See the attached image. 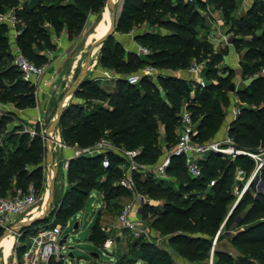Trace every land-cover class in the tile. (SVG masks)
<instances>
[{"label": "trees", "instance_id": "1", "mask_svg": "<svg viewBox=\"0 0 264 264\" xmlns=\"http://www.w3.org/2000/svg\"><path fill=\"white\" fill-rule=\"evenodd\" d=\"M206 3L214 4L221 10L224 23L233 36L232 44L242 54L240 67L243 75L251 78L246 87L237 91L241 104L240 114L232 121L228 136L239 149L247 146L264 147V76L259 74L264 68V0H253L251 6L242 13H236V0H196L195 3L184 0H123L116 22L117 31H128L131 25L139 22L153 25L157 30L134 36L141 45L149 49L145 57L126 51L111 36L98 54V63L102 67L134 73L140 64H150L154 69L183 70L192 61L204 62L202 73L207 83L201 87L195 85L191 78L159 72L156 75L158 81L153 82L148 78L150 80L146 82L143 92L137 88L126 92L116 89L112 92L85 79L75 97L83 99L85 103H90L93 99L99 102L92 109L81 112L76 119H70V116L74 110H83L82 106L73 102L69 104L58 125L62 141L70 145L76 142L80 146H90L107 131V136L115 146L136 149L140 139L144 138V149L136 160L154 164L161 152L153 143L157 127L162 125L168 137L176 133L182 106L186 104L196 122L197 133L194 139L207 142L205 137L209 128L223 116L221 103L229 101L228 93L232 92L229 91V85L234 70L227 66L218 68L224 61L227 49H215L207 37L199 34V30L205 27L201 13L206 8ZM104 4L105 0H29L22 4H19V0H0V11L14 7L20 29L15 43L26 57L37 65H42L47 61L45 51L55 49L51 40L53 33L58 34L65 28L71 39L72 35L81 31L87 15L100 13ZM13 52L10 29L7 24H0V99L7 98L17 105L25 102L28 106H33L34 87L22 78L12 62L5 61L13 56ZM132 56H136V59ZM118 82L132 86L137 85L140 80L136 84L128 83L126 78ZM101 101H108L110 105L104 106L100 104ZM17 130L15 126L8 138H17L11 150L0 145L1 195L13 193L15 187L25 189L30 181L42 191L45 178L42 164L45 159L44 140L40 135L30 138L27 133ZM108 156L110 162L106 168L101 165V155L78 156L69 160L67 175L77 181L60 198L53 216L54 223H66L71 215L80 210L84 197L92 191L101 192L104 206L112 208L119 206L116 197L122 193H130L118 185V182L116 185L110 182L119 171L118 162L114 160L121 161L123 156L116 151L108 152ZM219 157L220 153H210L200 162L202 175L192 178L187 174L178 182L177 188L163 185L164 180L149 181L142 178L139 171H134L136 188L143 193L149 182L148 190L165 197V207L158 214L157 221L166 222L168 214L174 210L177 218L172 219L170 224L182 225L187 221L183 224L185 228L203 230L211 235L215 234L223 219L225 225H228L235 211L247 207L234 224L236 228H242L231 236V242L256 254L255 259L244 256L234 259L229 254L216 250V264H264V166L259 171L262 188H257L252 180L239 200L237 197L238 202L228 216V205L234 199L230 189L233 169L241 170L244 179H248L255 161L246 154H237L228 162ZM212 161L216 165L213 170L208 166ZM185 169L184 158L173 157L167 173L177 178ZM99 171L106 172V180L97 181L95 177ZM212 179L214 184L209 186L208 181ZM207 187L210 191L202 195ZM149 213H156L155 207L151 204L144 205L143 217L146 218ZM50 219L52 218L46 216L43 221L23 230L19 241L24 242L31 229L36 230L46 225ZM104 229L97 218L89 235V240L97 247L105 239ZM221 236L220 231L217 240ZM179 239L191 242V245L194 244L200 250L201 243L209 244L207 238L188 235H175L172 238L176 242ZM24 247V244L16 245L17 256ZM209 249V246L205 248L206 251ZM156 257L157 253L152 254L145 263L156 264ZM50 264H63V261L51 258Z\"/></svg>", "mask_w": 264, "mask_h": 264}, {"label": "rangeland", "instance_id": "2", "mask_svg": "<svg viewBox=\"0 0 264 264\" xmlns=\"http://www.w3.org/2000/svg\"><path fill=\"white\" fill-rule=\"evenodd\" d=\"M116 6H117V12L119 13L122 8V2L123 0H116ZM195 3V1H193ZM211 4V3H209ZM211 9L209 12H203L201 13L203 16L202 22H204V28L199 30L200 36L207 37L210 25L213 24L212 22V16L215 15V11L213 9L215 8L214 4H211ZM105 4L102 9V11L98 14L89 13L87 15L85 24L83 25L81 31L76 34L72 35L71 43H69L64 49H61L59 51L56 50V46L54 50H51L50 53L55 52L56 54H49L45 51L47 55V61L43 63L42 65H47L46 72L44 75V78L48 81V85L43 90L44 92H33L34 96V105L37 103V101H42L44 99V102L47 103V115H46V125L45 129L48 126L49 120L52 117L56 106L58 105L59 101H61V97L63 94L68 90V88L71 86L75 76L79 72L81 66L86 62L87 59V48L89 44L95 39L93 34L94 31H96V25L99 23V21L103 18V11L105 10ZM7 10V9H6ZM3 10V11H6ZM107 10V9H106ZM213 12V13H210ZM15 13V11H14ZM211 20V21H210ZM215 23H217L216 19L214 20ZM218 24V23H217ZM223 25V24H222ZM224 27H228L227 25H223ZM157 28L153 25H150L145 22H139L136 25H131V28L126 31H115L113 34V39L116 41H119L123 48L126 51L135 52V42L132 38L137 33L145 32V31H156ZM61 32V31H60ZM51 36V40H52ZM53 42V41H52ZM140 44V43H139ZM98 50V49H97ZM97 52V51H96ZM136 53V52H135ZM136 55V54H135ZM138 56V55H137ZM142 57V56H141ZM12 58L6 59L5 61L7 63L12 62ZM79 61L78 67L75 68L74 72L70 77L69 74V67L71 66L72 62ZM132 58L135 60L136 56H132ZM230 59V60H229ZM227 60L231 63L235 62V58L233 57H227ZM194 63H198L195 61H192L188 68H190ZM54 65L56 71L54 70ZM150 64H140L139 68L137 70L133 71L134 73H139L141 75L140 82L137 85L127 86L126 84L118 82V80L126 78L129 74H131L128 71L121 70L119 72L104 68L98 63V53L95 57V63L92 66L91 69H89L85 75V79H90L91 81H94V83H97L101 88L108 91H115L116 89H120L124 92L129 90H135L136 88L143 92L145 90V84L148 80L151 79L153 82H157L156 75L161 72L163 74H174L183 76L186 78H190L188 68L187 69H177V70H171L169 68L162 69V68H156L153 70L151 74L144 75L143 69ZM96 66H99L105 70H108L109 72H113L114 74H118L119 79L115 80V84L112 82L113 79L110 80V82L107 81H100L98 77L94 76V68ZM223 66H227V68H230V65L225 64L224 61L221 62L218 68H223ZM262 71V70H261ZM217 73V72H216ZM71 74V73H70ZM260 74V72H259ZM237 76L234 71L233 77L230 79V82L235 83V90L233 92L228 93L229 94V101L226 103H221L220 108L221 112L223 113V116L220 117L219 122L214 123L211 128H209L207 135L205 137V141H212L214 139H217L223 135L224 129L223 127L227 125V121L229 118V115L231 114V109L233 106H235L233 103V100L231 97L238 96L237 90H239L242 86L240 84V77L250 80V77L244 76L243 71L240 67V70L238 72ZM150 78V79H148ZM98 100H91L90 103H85V101L81 98L74 97L73 103L78 104L79 106H82L83 110H74L72 115L70 116V119H76L81 112H86L90 109H92L96 103H98ZM94 105V106H93ZM104 106H109L110 103L108 101H103ZM240 103L237 102L236 106L240 107ZM15 107L16 110L18 109H24L27 107H30L27 105V103L23 102L20 105H17L16 102H11L7 98L0 99V145L4 146L7 150H11L14 147V142L17 140L16 137H13L11 139H8L10 137V132L13 131L16 128H23V123H26L25 119L21 120L22 117L12 109ZM17 112V111H16ZM197 120V116H195ZM17 130V131H18ZM59 131V127L56 129L55 134H57ZM19 132V131H18ZM60 133V132H59ZM61 137V136H60ZM99 138H108L111 141V139L107 136V131H104L102 135ZM231 138V137H230ZM178 134L177 132L174 134H171L169 137L167 136L164 128L162 125H159L157 127V133L154 137L153 143L160 149V155L156 163H158L162 157L164 156L165 152L169 150L175 142H177ZM232 139V138H231ZM233 140V139H232ZM113 143V142H112ZM145 144L144 138H141L139 143L136 145V149H139L140 151L143 150V146ZM55 149H53L54 159H53V168H54V179H55V192H54V199L51 204L50 210L48 212V217L53 218L55 212L57 211V208L60 204V198L63 196V194L71 188L73 184L76 183V179H71L67 175V169L64 168V161L63 157L65 156L63 147H60L58 144H53ZM263 146V145H262ZM259 147H251L247 146V148L243 149L245 151L254 152ZM65 149V148H64ZM6 152V151H4ZM248 156V155H247ZM223 158L226 162L229 160H232L233 157L230 155H225L220 153V157ZM219 160V159H218ZM115 162H118L119 171L116 172V177L110 179V182H113L115 185L117 184L120 176L123 175L124 172H126L129 168V162L126 158H122L121 161L119 159L114 160ZM139 163V172L142 178L158 181L162 179H158L154 177V175L147 169V165L145 163ZM43 174H44V181L42 185V196L43 199L38 201V208L34 212L33 215L37 214L45 201L46 195H47V186L48 182L46 179V173H45V159L43 161ZM212 170L216 167L215 164H213V161L209 163L208 165ZM220 171V170H218ZM188 172L185 171L180 173L175 179L170 180H164L162 181L163 185H172L173 187L177 188L178 183L181 180L187 176ZM251 175V174H250ZM169 176H174L173 174H169ZM239 172L235 168L233 169V178L230 182V189L234 194V199L229 203L227 208V215L229 214L230 210L232 209L234 202L236 201L237 197L241 193V190L243 188L242 180H237L239 177ZM97 181L100 180H106L107 175L106 172L99 171L98 174H96ZM246 178L244 181L246 182L249 180ZM86 181V180H84ZM32 181H30L31 183ZM210 182V180L208 181ZM209 185V184H208ZM149 182L146 183L145 189L143 194L146 196L148 200H150L151 205L155 207L156 213H149L146 218H144V222L147 225V227L150 230V235H142L139 237H136L132 235L128 231H123L121 236H116L115 241V247L114 250H110L109 253L105 252L102 248V245H99L98 247L93 245L92 242L89 240V235L91 232L92 227L94 226L97 218L103 226L104 229V237H107L109 235H115L120 232V229L117 226L116 223V217L118 213L120 212L122 206L131 200L132 194L131 193H122L120 196L116 197L118 198V204L119 206L116 208H112L111 206H104L102 205V200L100 197L97 196L96 191H92L89 195L84 197L83 203L80 207V210H78L76 213L71 215L69 220V224L66 225V223L63 224V232H62V238L67 237V249H64L62 254L64 257L61 259L63 261V264H93L94 261L98 262L99 264H146V260L154 253H157V257L154 260L156 264H160L162 262L167 264H210L212 261L213 264H216L217 257L215 255V251H222L226 254H229L232 256V258H237L240 256L247 257L251 260L255 259V255L251 251L247 249H243L241 247L235 246L231 242V236L234 235L238 229L242 227L236 228L234 226L235 222H237L238 218L242 216L245 213V210L247 207H244L241 210L235 211L233 216L230 219V223L228 225H225V220L223 219L221 223L219 224V227L215 234L220 230L222 236L217 240L215 245L213 246V240L215 234L211 235L206 231L198 230V229H187L184 227V223L182 225H176V224H170L172 219H176L177 215H175V211L170 212L168 214V219L166 222L157 221L158 214L163 210V207H165V197L153 194L150 190H148ZM257 188L261 189L262 184H256ZM210 188L207 187L206 191L202 192V195L205 192H209ZM96 210H99V214L96 212ZM29 218V217H27ZM75 222H78V226L74 227ZM3 230V229H2ZM0 230V234L2 232ZM38 229L34 230L31 229L30 232L27 234L25 241H31L32 238L36 235ZM175 235H188L191 237H200V238H207L209 240L208 245H204L201 243L202 249H198L195 246L191 245L192 243L183 239H179L178 242L173 241L172 238ZM103 237V238H104ZM17 236L14 234V244L12 247V251L10 256L7 260H3V264H16V257L17 253L15 251L17 243L16 240ZM101 238V240L103 239ZM153 246V248H152ZM207 246L210 247L208 251L205 250ZM71 248V249H70ZM70 251H72L73 257L69 255ZM112 251V253H111ZM92 252H97L98 257L96 260L91 255ZM201 252L203 253L202 257H199ZM1 255V254H0Z\"/></svg>", "mask_w": 264, "mask_h": 264}, {"label": "built area", "instance_id": "3", "mask_svg": "<svg viewBox=\"0 0 264 264\" xmlns=\"http://www.w3.org/2000/svg\"><path fill=\"white\" fill-rule=\"evenodd\" d=\"M29 1V0H25ZM186 2H193L196 0H184ZM0 24H7L10 29V36L13 40L20 33L18 28V19L13 10L0 11ZM233 36L230 34L225 37V42L232 44ZM136 53L139 56L145 57L149 53L146 46L138 44ZM12 64L20 71L22 78L34 87V92H40L42 88L48 85V81L44 78L46 72V65H37L35 62L26 57L17 46L13 52ZM204 62L194 63L188 72L191 74L192 82L195 85L204 87L207 83L202 69ZM153 66L149 65L143 69L144 75L153 72ZM264 76V68L260 72ZM141 75L139 73H131L126 76V80L130 84L139 82ZM232 118L235 120L240 114V107L233 106L231 109ZM46 118L42 115L36 116L32 122L23 123V128H19V132L27 133L30 138L35 135H40L45 141ZM54 135L53 144H58L60 147L72 150L70 158H64V168L67 169L69 160L78 156H98L101 155V165L103 167L109 166L108 152H119L124 158L128 160L129 168L118 180V185L126 189L132 194L131 200L126 202L116 217V223L120 232L115 235L105 237L102 248L109 253L114 250L116 236H121L123 231H128L132 235L139 237L142 235L149 236L150 230L144 222L142 214L143 206L151 204L146 196L139 192L136 188L133 172L139 171V163L136 157L140 153L139 149H123L115 146L108 138H99L93 145L80 146L78 143L66 144L59 136L60 133ZM196 122L192 117V113L187 109V105L182 106L180 112V125L178 129L177 142L165 152L164 156L158 163L147 165V169L159 179H167V169L171 164L173 157H183L184 165L189 176L192 178H199L202 175L200 162L206 158L210 153L217 152L225 155L235 157L237 154H246L252 157L255 161V167L250 175L249 180L243 186L238 198L242 195L249 183L254 180L256 184L260 183L259 171L264 166V147H259L255 152L245 151L239 149L234 145V141L230 137L222 140H212L207 142H198L194 139L196 135ZM214 184V179L210 180L209 186ZM96 191V190H95ZM102 200L103 194L96 191ZM43 199L41 191H39L33 183H30L25 189L15 187L13 193L7 195L0 194V228H8L11 225L19 224L22 219L33 216L38 208V201ZM99 213V210H96ZM54 217L46 223V225L38 228L36 235L31 241L20 242L18 234L16 235L17 243L24 244L25 247L22 253L16 257V264H50V259H62L64 249H67V237L64 242H61L63 224L54 223ZM69 224L67 220L66 225ZM220 230L215 234L213 246L217 242ZM64 238V237H63ZM111 251V253H112ZM62 256V257H61ZM97 264H99L97 262ZM210 264H213L212 261Z\"/></svg>", "mask_w": 264, "mask_h": 264}, {"label": "crops", "instance_id": "4", "mask_svg": "<svg viewBox=\"0 0 264 264\" xmlns=\"http://www.w3.org/2000/svg\"><path fill=\"white\" fill-rule=\"evenodd\" d=\"M201 1L206 2V0H201ZM23 2H25V0H19V4H22ZM252 2H253V0H236V5H237L236 6L237 7L236 8V13L245 12L251 6ZM211 6H212L211 4L206 3V8L204 10H202V12H207V11L209 12V10L211 9ZM11 9L14 12V7L7 8V10H11ZM213 11H215V15L213 14V16L211 17L212 18V21H213L212 22L213 24L210 25V28H209V31H208V34H207V39L210 40L214 44L215 49H220V48H226L227 49V54L224 55V63L230 65V68H232L235 71V74L237 76H239L238 75V72L240 70V61L242 59V54L239 53L235 49V47H234L233 44H228V43L225 42V37L228 36V35H230L231 33L228 31V27H226V26L224 27L223 26L225 23H224V20H223V16H222L221 10L218 9L215 6V8L213 9ZM210 13H213V12H210ZM215 19L217 20L216 22L218 24L215 23V21H214ZM52 36H53L52 37V41H53L54 45L56 46V50L57 51H59L61 49H64L69 43H71V41L68 38V34H67V31H66L65 28L63 30H61V32H59L58 34L53 33ZM132 38L134 39V42H135V45H136L135 46V49H134V51L136 52V47L139 44V42L134 38V36ZM10 39H11V43L13 45V50H15L16 47H17V45L15 43V40H13L12 36H10ZM48 53L49 54H53V53L56 54L55 52H53V53L51 52L50 53V51ZM227 57H229V58L230 57L235 58V62L234 63H231L230 61L227 60ZM94 63H95V61H94ZM94 63H93V65H94ZM78 65H79V61H78V58H77V61H75V62L73 61L72 64H71V66L69 67V74H68L69 77H70V75H72V73L74 72L75 68L78 67ZM52 66L54 67V70L56 71L57 68H55L54 65H52ZM92 66H91V68H92ZM94 72H95L94 73V76L95 77H98L100 81H107L109 79L108 81L110 82V80L113 79L114 81H112V80L111 81L115 84V80L119 79L118 74H114L111 71L109 72L108 70H105V69H103V68H101L99 66H96L94 68ZM189 76H190V78L192 77L191 74ZM181 77H183V76H181ZM249 82H250V80H247V79H244V78L240 77V84L242 85V86H240L241 87L240 89L246 87ZM45 87L42 88V90L39 93L44 92L43 90L45 89ZM65 93L63 94V96L65 95ZM63 96L61 97V99L63 98ZM231 99L233 100V102H234L233 104L234 105H237V102L240 103L238 96H236V97L233 96V97H231ZM100 104L103 105V101H101ZM12 111H14L15 113H17L18 115L20 113V116L19 117H22L21 120H24L25 119L26 120L25 121L26 123H30L38 115H42V116H44L46 118V115H47V103L44 102V99H43L42 101H37V103L35 105L30 106V107H27V108H24V109H18V110H16L15 107H14L12 109ZM233 120L234 119L232 118V114H230L229 115V118H228V121H227V125L223 127V129H224L223 135H221V137H219L217 139H214L215 141L216 140L225 139L228 136V130H229V128H230L231 123H232ZM178 129H179V127L176 130L177 134H178ZM53 149H55L54 145H53ZM63 150H64V153H65V156L63 157V159L64 158H70L72 156V150H70L68 148H65V149L63 148ZM53 159H54V154H53ZM237 170H238L239 175H240L237 178V180L238 181L239 180H242L243 186H244L247 183L248 180L245 182L244 181L245 179H244L243 172L241 170H239V169H237ZM167 176H168L167 179H162V180H166L167 181V180H170V179H175V183H176V178L174 176H169L168 173H167ZM178 185H179V183H178ZM97 196L100 197V195L98 193H97ZM103 207H104V203H103ZM92 256L96 260L97 256H95V255H92Z\"/></svg>", "mask_w": 264, "mask_h": 264}, {"label": "water", "instance_id": "5", "mask_svg": "<svg viewBox=\"0 0 264 264\" xmlns=\"http://www.w3.org/2000/svg\"><path fill=\"white\" fill-rule=\"evenodd\" d=\"M105 8L109 12V24L106 32L102 34L101 36L95 38L88 46L87 48V59L86 62L83 64L77 75L75 76L71 86L66 91L65 95L61 99V101L58 103L57 107L55 108V111L52 115V117L49 120L48 126L45 129L44 137V149H45V173H46V179H47V195L45 198V201L42 205L41 210L29 217L22 219V221L19 224L11 225L8 228L3 229L2 233L0 234V243L1 240L8 234H20L23 230L26 228H29L33 226L34 224L43 221L46 216L48 215V212L50 210L51 204L54 199V192H55V179H54V168H53V142H54V133L56 129L58 128L60 119L65 111V109L69 106L70 103L73 102V98L75 97L76 91L80 88L82 83L85 80V75L87 71L91 68L95 61V57L97 53L99 54L104 43L113 36L114 32L116 31V22L118 17L117 12V6L116 2L114 0H105ZM98 47L97 52H95L96 48ZM235 90V84L234 82H231L229 85V91ZM239 200V198H238ZM238 200L234 203L232 209L230 210L228 216L234 209L235 205L237 204ZM227 216V217H228ZM78 222H75L74 227H77ZM66 239V236L61 239V242H64ZM71 249V248H70ZM69 255L71 258L73 257L72 251H70ZM91 255H95L98 257L97 252H92ZM62 257V256H61ZM0 264H3L0 256ZM93 264H97L96 261L93 262Z\"/></svg>", "mask_w": 264, "mask_h": 264}, {"label": "bare ground", "instance_id": "6", "mask_svg": "<svg viewBox=\"0 0 264 264\" xmlns=\"http://www.w3.org/2000/svg\"><path fill=\"white\" fill-rule=\"evenodd\" d=\"M116 1V0H114ZM103 18L99 21V23L96 25V31H94V38H97L99 36H101L102 34H104L108 28V24H109V12L108 10H104L103 11ZM98 47L96 48L95 52L97 51ZM14 244V234H8L6 235L0 243V256H1V260L3 262V260H7L8 257L11 254L12 251V247Z\"/></svg>", "mask_w": 264, "mask_h": 264}]
</instances>
